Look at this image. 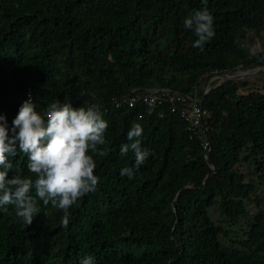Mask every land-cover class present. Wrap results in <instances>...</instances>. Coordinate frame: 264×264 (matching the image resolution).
<instances>
[{
    "label": "trees",
    "instance_id": "1",
    "mask_svg": "<svg viewBox=\"0 0 264 264\" xmlns=\"http://www.w3.org/2000/svg\"><path fill=\"white\" fill-rule=\"evenodd\" d=\"M202 0H0V114L9 128L32 97L99 108L108 122L98 184L70 209L44 206L31 225L0 211V264H264V86L228 78L264 66V0H207L214 37L203 49L185 19ZM253 34L258 49L245 45ZM226 76V77H223ZM222 76V80L212 79ZM204 95L205 133L179 110L149 105L156 89ZM205 85V87H204ZM160 92V91H158ZM134 99L133 105L129 104ZM134 123L150 151L121 154ZM206 145L203 144V139ZM15 170L29 176L17 152ZM32 195L35 196L33 190Z\"/></svg>",
    "mask_w": 264,
    "mask_h": 264
},
{
    "label": "clouds",
    "instance_id": "2",
    "mask_svg": "<svg viewBox=\"0 0 264 264\" xmlns=\"http://www.w3.org/2000/svg\"><path fill=\"white\" fill-rule=\"evenodd\" d=\"M202 2L205 7L184 21V27L192 29L197 37L192 47L200 49L215 35L207 0ZM107 129L108 122L95 106L74 107L72 103L57 100L41 113L30 95L20 105L11 128L6 116L0 114V211L8 212L11 205L16 217L26 226L31 225L41 211L39 200L44 206L51 204L62 210V227L67 228L69 209L98 184L94 174L96 162L90 152L101 157L107 155L99 147L106 144ZM142 134L139 123H134L127 132L130 143L122 145L120 151L124 155L129 151L134 154V166L122 168L121 177L132 179L151 154L142 146ZM18 150L26 156L27 170L34 179L19 169L12 178L8 177L9 170L14 169L10 157H15ZM80 264H96V261L94 256L87 255Z\"/></svg>",
    "mask_w": 264,
    "mask_h": 264
},
{
    "label": "built area",
    "instance_id": "3",
    "mask_svg": "<svg viewBox=\"0 0 264 264\" xmlns=\"http://www.w3.org/2000/svg\"><path fill=\"white\" fill-rule=\"evenodd\" d=\"M214 77H212L209 82L212 81ZM210 87L208 83L203 90L202 97L208 92ZM159 91L160 92L155 90V93L143 94L142 100L149 105H162L167 103L171 111L175 112L179 110L181 117L188 123V128L192 134H198L199 132L205 133L207 131L204 118H202L207 114L201 102L202 97L199 98L196 92H194V94H186L166 88H162ZM133 101L134 99L132 98L129 104L133 105ZM203 140V144L206 145L205 138Z\"/></svg>",
    "mask_w": 264,
    "mask_h": 264
},
{
    "label": "rangeland",
    "instance_id": "4",
    "mask_svg": "<svg viewBox=\"0 0 264 264\" xmlns=\"http://www.w3.org/2000/svg\"><path fill=\"white\" fill-rule=\"evenodd\" d=\"M245 42H246L245 45L247 44L250 47L252 46L254 49L259 48L257 40L253 34H251ZM230 75L232 76L230 77L232 79L241 78V80L248 81V85L246 87H241L238 89V92L240 93H246L254 88L262 89L264 86V70H260L256 68V69L248 70L247 72H239V71L233 72L230 73ZM223 77L226 76L223 75ZM223 77L217 76L216 78L215 77L214 78L218 80H222Z\"/></svg>",
    "mask_w": 264,
    "mask_h": 264
},
{
    "label": "water",
    "instance_id": "5",
    "mask_svg": "<svg viewBox=\"0 0 264 264\" xmlns=\"http://www.w3.org/2000/svg\"><path fill=\"white\" fill-rule=\"evenodd\" d=\"M260 70H264V66H263ZM203 99H204V97H202V100H203ZM202 100H201V101H202Z\"/></svg>",
    "mask_w": 264,
    "mask_h": 264
}]
</instances>
